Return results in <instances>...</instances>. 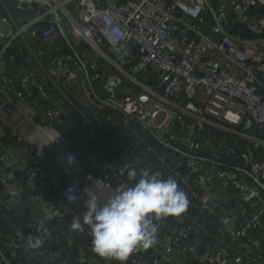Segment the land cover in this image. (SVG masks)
I'll return each mask as SVG.
<instances>
[{
  "label": "built area",
  "instance_id": "2783aa9c",
  "mask_svg": "<svg viewBox=\"0 0 264 264\" xmlns=\"http://www.w3.org/2000/svg\"><path fill=\"white\" fill-rule=\"evenodd\" d=\"M8 56L21 59L15 77ZM0 97L52 145L38 153L0 107V218L13 226L0 230V264H108L70 223L57 249L27 246L37 227L85 213L94 194L54 164L69 154L64 117L80 116L90 156L75 159L78 180L102 193L133 184L89 145L105 112L128 131L105 148L176 179L188 200L126 264H264V0H0ZM19 151L31 163L16 173L8 162ZM69 187L82 206L65 200ZM23 196L33 214L12 225Z\"/></svg>",
  "mask_w": 264,
  "mask_h": 264
},
{
  "label": "clouds",
  "instance_id": "9594fccd",
  "mask_svg": "<svg viewBox=\"0 0 264 264\" xmlns=\"http://www.w3.org/2000/svg\"><path fill=\"white\" fill-rule=\"evenodd\" d=\"M67 165L75 163V157L66 156ZM127 174L129 181H135L124 189L117 188L106 202L99 203L91 194L85 202L86 212L82 218H73L72 231L83 232L88 227L92 251L101 258L116 260L125 264L129 256L140 248L154 245L158 233V223L170 216H179L186 211V193L172 177L162 178L159 171L148 168L137 171L125 165L121 175ZM138 178V179H137ZM74 188L69 187L65 194L69 203L76 201ZM43 241L29 236L27 246L37 249Z\"/></svg>",
  "mask_w": 264,
  "mask_h": 264
},
{
  "label": "crops",
  "instance_id": "0c3cea01",
  "mask_svg": "<svg viewBox=\"0 0 264 264\" xmlns=\"http://www.w3.org/2000/svg\"><path fill=\"white\" fill-rule=\"evenodd\" d=\"M61 96H62V94L58 93V96L53 97V99L55 101H58V98H60ZM71 103H69V102L64 103L63 106H64L65 112L72 113L73 109L70 107ZM11 106L12 105L8 104L7 101L3 97H0V107L5 111V114H6L5 120H7L8 123H11L15 127V129L18 133L26 135L29 138L30 143L34 144L37 147L38 153L42 154V149L45 150L48 146L51 147L52 146L51 141L49 140L47 135H44L42 133V131L39 129L37 132V128L35 127V125L33 123H31L21 113H19V112L16 113L15 108L11 107ZM41 106L45 107L46 102L42 101ZM68 109H70V111H68ZM73 117H76V114H74ZM78 117H80V116L79 115L77 116V124L80 123V119H78ZM94 122H95V126L93 128L94 140L91 141L92 144L91 143L90 144H91L92 148L96 150L97 154H99V155L104 154V153H102V149L105 148V145H103V143H104V141H106V139H108V138H109V140L110 139H113V140H126L127 139L128 131L126 130V128H124V126L122 125L120 119L116 116V114L112 115V116L109 115L108 113L104 114V115L99 114L94 119ZM52 136H53V133H52ZM70 146L73 149L72 151H74L75 153H76V148L74 149L72 144H70L68 146L69 154L74 156L73 152H71ZM86 150H87V148H86ZM56 151H57V148H56ZM104 151H106V149ZM14 155H15V158L11 159L8 162V165L10 166L11 170L13 169V171H15L16 173H20L21 169L25 170L26 168H28L30 166L31 158L29 157V155H27L26 152L19 151V153L17 152ZM74 157L76 160L80 159L77 156H74ZM118 161L120 162V165L122 166L121 161L120 160H118ZM54 164L57 167H59V169H61V171H63V173L66 175L65 177L70 178V181L73 183V185H77L80 188L87 186L89 189H91V192L93 191L94 194H96L97 198L107 199L109 197V195L111 194V192L102 193L100 191V189L97 188V185L93 182L82 183V181L78 180V176L76 174L78 171L77 168L75 166H73L74 164L70 167L67 165L65 155L58 154L55 157ZM77 197H79V196H77ZM65 200L67 201L66 198H65ZM74 203L75 202L69 203V205L71 206Z\"/></svg>",
  "mask_w": 264,
  "mask_h": 264
},
{
  "label": "trees",
  "instance_id": "16d2710c",
  "mask_svg": "<svg viewBox=\"0 0 264 264\" xmlns=\"http://www.w3.org/2000/svg\"><path fill=\"white\" fill-rule=\"evenodd\" d=\"M9 58H11V56H8V59L6 61H7V63L10 64L11 70L7 71V75H8V77H15L16 71H18L17 68H19V66H20L21 59L16 57L14 60H11ZM31 92H32L31 99H34L36 97V90L33 88L31 90ZM101 114L104 115V114H107V112L101 113ZM108 114L111 116L113 115L111 113H108ZM68 116H70V115L68 114ZM79 124L80 123L71 124L69 121V118L64 117V121H63L62 125H60L58 127L60 128L61 133L63 135H65L70 140V144H72L74 149L76 148L77 154L74 151H72L73 149L70 146L71 152H73L74 156H77L78 158H80V160L88 161L90 159V156H89V154L85 148L86 145H84V143H82L78 140V137L80 136V130L78 129ZM90 143L92 144V142H90ZM90 143H89V145H91ZM133 147H134V145H133ZM105 149H106V151H104ZM102 153H104L103 156L108 160V162H111V164H113L115 169L119 168L118 173L121 175V169L124 168L125 165H128L126 163L125 159L123 160L121 154L116 149H114L112 147L103 148ZM105 160L104 161L97 160V164H98L97 168H102L105 164ZM118 160L121 161L122 166L120 165V162ZM122 176L127 178L126 173ZM126 180H128V178ZM131 182L135 183V181H131ZM75 202L78 206H82L78 202V200H76ZM27 203H28L27 198L23 196L22 202H21L20 207H19L21 212L18 213L15 209H12V211L7 212V216L12 221V225H18V224L24 225L26 222L25 218L31 217V214H33V211L30 208H28ZM83 214L75 211L72 213L71 217L67 219V221H63L59 224H55V223L49 224V225H46V227H40L39 226V227H37L33 237H36V238L43 240L45 244L47 243L52 249L55 250V249H57V245L55 242V233L59 234L60 232H62L63 229L67 228L69 223L70 224L72 223L74 217L79 216L82 218ZM12 227L13 226H9V227L5 228V222L3 221L2 218H0V230H10ZM78 236H79L78 238L75 237V240H76L75 242L79 243V244H80V242H82L81 239H84L85 237H88V238L91 237L89 229L87 231L82 232V234H78ZM76 251L77 250L74 249L73 253H75ZM127 261H129V263H133L134 258L130 257V258H128ZM126 262H125V264H126ZM108 264H119V262L116 260H109L108 259Z\"/></svg>",
  "mask_w": 264,
  "mask_h": 264
}]
</instances>
